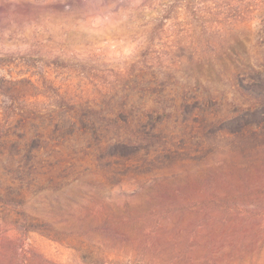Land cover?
I'll use <instances>...</instances> for the list:
<instances>
[{
    "label": "rangeland",
    "instance_id": "obj_1",
    "mask_svg": "<svg viewBox=\"0 0 264 264\" xmlns=\"http://www.w3.org/2000/svg\"><path fill=\"white\" fill-rule=\"evenodd\" d=\"M0 264H264V0H0Z\"/></svg>",
    "mask_w": 264,
    "mask_h": 264
}]
</instances>
